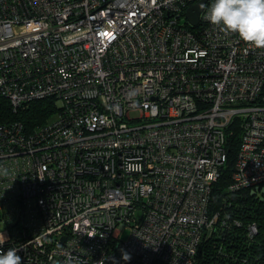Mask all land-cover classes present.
<instances>
[{"label":"built area","instance_id":"1","mask_svg":"<svg viewBox=\"0 0 264 264\" xmlns=\"http://www.w3.org/2000/svg\"><path fill=\"white\" fill-rule=\"evenodd\" d=\"M197 1L0 0V98L55 107L32 129L0 118V248L22 264H194L243 226L209 203L237 131L226 191H264V48L209 23L212 0L191 25Z\"/></svg>","mask_w":264,"mask_h":264},{"label":"trees","instance_id":"2","mask_svg":"<svg viewBox=\"0 0 264 264\" xmlns=\"http://www.w3.org/2000/svg\"><path fill=\"white\" fill-rule=\"evenodd\" d=\"M54 111L53 99L45 98L35 100L22 111L11 114L7 101L0 98L1 120H18L26 129L43 124ZM237 132L227 144V161L221 176L212 187L209 210H220L226 205L231 216L238 218L243 226L229 227L224 233V239L215 235L204 239L198 247L194 264H264V191L260 195L251 193L249 189L237 193L226 191L238 147ZM251 222L256 223L257 233L249 239L245 226ZM221 246L225 253L218 252Z\"/></svg>","mask_w":264,"mask_h":264},{"label":"clouds","instance_id":"3","mask_svg":"<svg viewBox=\"0 0 264 264\" xmlns=\"http://www.w3.org/2000/svg\"><path fill=\"white\" fill-rule=\"evenodd\" d=\"M205 19L250 46L264 48V0H212ZM20 250L0 248V264H22ZM121 259L127 262L131 256L123 252Z\"/></svg>","mask_w":264,"mask_h":264},{"label":"water","instance_id":"4","mask_svg":"<svg viewBox=\"0 0 264 264\" xmlns=\"http://www.w3.org/2000/svg\"><path fill=\"white\" fill-rule=\"evenodd\" d=\"M206 0H198L186 9V18L191 25H196L199 19V14Z\"/></svg>","mask_w":264,"mask_h":264},{"label":"rangeland","instance_id":"5","mask_svg":"<svg viewBox=\"0 0 264 264\" xmlns=\"http://www.w3.org/2000/svg\"><path fill=\"white\" fill-rule=\"evenodd\" d=\"M0 229H1V225H0ZM128 235H129V229L128 228H122L121 232H120V239L126 240Z\"/></svg>","mask_w":264,"mask_h":264}]
</instances>
